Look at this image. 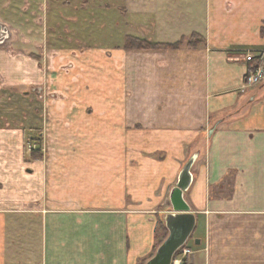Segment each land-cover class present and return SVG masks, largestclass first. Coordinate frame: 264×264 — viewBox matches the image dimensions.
Here are the masks:
<instances>
[{
  "label": "crops",
  "instance_id": "obj_1",
  "mask_svg": "<svg viewBox=\"0 0 264 264\" xmlns=\"http://www.w3.org/2000/svg\"><path fill=\"white\" fill-rule=\"evenodd\" d=\"M125 1L122 37L81 49L78 7L0 0V93L21 101L14 130L47 145L25 174L0 167V264L149 259L192 159L186 263L264 264V81L242 89L264 0Z\"/></svg>",
  "mask_w": 264,
  "mask_h": 264
},
{
  "label": "rangeland",
  "instance_id": "obj_2",
  "mask_svg": "<svg viewBox=\"0 0 264 264\" xmlns=\"http://www.w3.org/2000/svg\"><path fill=\"white\" fill-rule=\"evenodd\" d=\"M55 1V0H54ZM59 4L63 5L65 9V15H72L73 7H78V12H75V16L79 17V23L72 29L73 41H81L79 48L85 47L93 48H104L105 42L112 35L114 39H120L121 32V13L126 5L125 0H58ZM56 4V2H54ZM54 7H58L55 5ZM70 7V9H68ZM59 8V7H58ZM72 8V9H71ZM113 25V29L111 24ZM105 25H107V30ZM67 35V34H66ZM90 38L92 44H85L84 41ZM55 42V41H54ZM52 45L48 46L51 50L59 49L60 47H69L71 45L60 44L56 45L53 49ZM73 46V45H72ZM53 47V46H52ZM12 95L0 93V167L3 165L16 166L20 168L22 173H26L25 168L33 160H43V155L46 152V142L44 135L41 136L39 133L34 134L33 139H29L23 136L22 128L20 131H15L17 123L20 127L21 123H18L19 116L17 108H14L15 103H20L19 98L13 99ZM11 97L12 103L7 102L8 98ZM48 99H51L48 97ZM2 100V101H1ZM8 119H11L9 121ZM44 134V132H43ZM5 177V176H4ZM1 178V177H0ZM6 178V177H5ZM3 179H0V191L3 190L4 184ZM160 240L163 239L164 234H161ZM165 240V239H164ZM187 249L190 247H186ZM181 255V253L179 254ZM177 256V258L179 257ZM176 258V260H177Z\"/></svg>",
  "mask_w": 264,
  "mask_h": 264
},
{
  "label": "water",
  "instance_id": "obj_3",
  "mask_svg": "<svg viewBox=\"0 0 264 264\" xmlns=\"http://www.w3.org/2000/svg\"><path fill=\"white\" fill-rule=\"evenodd\" d=\"M0 32L7 33V31L2 29L1 25ZM5 41L6 38L0 39V45ZM193 164L194 159L185 165L177 185L170 194L172 212L164 218L168 236L146 264H173L176 255L193 237L197 226V217L191 211L190 205L185 200V194L189 191L192 184L191 170ZM196 244L199 245L200 241L197 240Z\"/></svg>",
  "mask_w": 264,
  "mask_h": 264
},
{
  "label": "built area",
  "instance_id": "obj_4",
  "mask_svg": "<svg viewBox=\"0 0 264 264\" xmlns=\"http://www.w3.org/2000/svg\"><path fill=\"white\" fill-rule=\"evenodd\" d=\"M246 61L251 63L252 69L246 76V80L243 84V91L260 85L264 81V50L252 51L248 50L245 54ZM190 255V249L184 248L181 251V255L174 261V264H183L184 259Z\"/></svg>",
  "mask_w": 264,
  "mask_h": 264
},
{
  "label": "trees",
  "instance_id": "obj_5",
  "mask_svg": "<svg viewBox=\"0 0 264 264\" xmlns=\"http://www.w3.org/2000/svg\"><path fill=\"white\" fill-rule=\"evenodd\" d=\"M196 35L193 36V38H195ZM182 46L181 43H178L176 45H172V46H164V45H151L148 44L146 42H143L141 40L135 39V38H127L126 40V49H166V48H180ZM161 234H164L163 239L160 240ZM168 236V231L166 229V226L163 222H160L157 228V232H156V239H157V245L155 247L154 253L150 256V258L153 257V255L155 254L156 250L158 249V247L163 243L164 239H166V237ZM180 254V252L177 254V256ZM176 256V257H177ZM149 258V259H150ZM142 260L140 261L139 264H146V262L149 260ZM183 264H187L186 261L184 260Z\"/></svg>",
  "mask_w": 264,
  "mask_h": 264
},
{
  "label": "flooded vegetation",
  "instance_id": "obj_6",
  "mask_svg": "<svg viewBox=\"0 0 264 264\" xmlns=\"http://www.w3.org/2000/svg\"><path fill=\"white\" fill-rule=\"evenodd\" d=\"M6 36L7 35L4 32H2V33L0 32V39L6 38Z\"/></svg>",
  "mask_w": 264,
  "mask_h": 264
}]
</instances>
